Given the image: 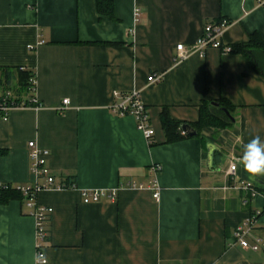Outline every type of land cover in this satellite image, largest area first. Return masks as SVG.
Here are the masks:
<instances>
[{
    "label": "crops",
    "instance_id": "obj_1",
    "mask_svg": "<svg viewBox=\"0 0 264 264\" xmlns=\"http://www.w3.org/2000/svg\"><path fill=\"white\" fill-rule=\"evenodd\" d=\"M114 4L117 21L99 14L97 0H0V96L28 101L0 121V184L36 182L30 141L50 151L58 182L75 184L37 195L54 209L41 262L24 200L0 203V264H264V246L253 251L235 239L255 212L248 240L264 239V179H251L239 163L242 144L264 138V73L236 50L210 48L175 60L179 44H194L208 24L223 20L230 22L224 41L233 48L253 33L264 41V0ZM258 57L264 68V53ZM21 70L35 74V93L19 90ZM155 73L164 79L150 84ZM134 89L149 111L152 144L134 116L112 111L114 93ZM64 99L70 104L59 110ZM219 101L232 107V118L222 110L226 128L205 127L167 143L165 109L192 126L203 106L216 111ZM115 188L114 201H83V190Z\"/></svg>",
    "mask_w": 264,
    "mask_h": 264
},
{
    "label": "built area",
    "instance_id": "obj_2",
    "mask_svg": "<svg viewBox=\"0 0 264 264\" xmlns=\"http://www.w3.org/2000/svg\"><path fill=\"white\" fill-rule=\"evenodd\" d=\"M142 16V10L140 7H136L134 10V21L135 24L140 22ZM230 26V22L223 20L218 23L208 24L202 35L197 39V41L190 45L186 46L184 44H179L177 46V56L176 61L181 62L188 59L193 53L204 52L207 49L214 48L221 50L223 53H230L234 51V48L225 43L224 34L228 27ZM32 48V47H31ZM164 79V74H151L148 77V81L150 84L159 83ZM31 90L33 93L36 91L37 80L36 77L33 76L31 78ZM116 102L112 106V111L120 116L132 115L135 117L137 127L140 131L143 132L145 138L149 141V143H153V137L155 135V130L151 125L149 111L147 106L145 105L141 91L134 89L129 93H121L116 91L114 93ZM32 102L34 104L39 105V101L36 97H33ZM64 106L59 110H63L67 108L70 104L69 99L63 100ZM24 104H16L15 102H11L8 99V96H5L0 103V121H6L9 118V113L12 110L25 108ZM40 107V105H39ZM183 134H186L183 131ZM30 149V157H31V172L36 178V182L31 185L25 186H16L14 187L22 194L24 204L26 208L29 210V214L35 218L36 223V249H37V260L39 262L43 261L45 258V242L48 236V228L47 223L50 219L51 214L54 209L51 206L39 204L37 201V195L39 192L43 190H62L66 188H74L75 184L68 185L65 182H58L56 176L53 174L50 166H49V157L50 151L48 149L42 148L36 141H30L28 143ZM237 161L235 159L231 165L229 172L235 174L237 170ZM153 171L158 172L161 167L159 165L153 166ZM38 180H42L39 182ZM0 187L9 188L10 185L0 184ZM131 188H142L143 186H137L136 184H131ZM247 189L250 188L246 187ZM153 197L156 201H160L161 196V188L154 183L152 188ZM83 201L85 203H96L100 202L103 199L114 201L118 196V188L110 189V190H83L81 192ZM253 195H256L255 191H253ZM260 212H255L251 216H249L237 229L235 232L236 243L241 245L243 248L251 249L253 251H258L261 246H264V239L260 237H255V241L251 243L248 240V237L252 235L253 230L257 225L258 216Z\"/></svg>",
    "mask_w": 264,
    "mask_h": 264
},
{
    "label": "trees",
    "instance_id": "obj_3",
    "mask_svg": "<svg viewBox=\"0 0 264 264\" xmlns=\"http://www.w3.org/2000/svg\"><path fill=\"white\" fill-rule=\"evenodd\" d=\"M97 9L100 15L107 16L113 21H117L116 13H115V4L114 0H97ZM106 45L108 43H101ZM234 50L238 52H242L248 55L253 63L255 64L256 68L264 73V68L260 64V59L258 57L259 53H264V41L262 40L261 36L258 33H253L250 35V40L246 44H241L237 46ZM18 78V85L19 90L22 93H27L31 89V78L35 76V74L31 71L21 70L19 73ZM7 95V93H6ZM5 95V96H6ZM5 96H0V103ZM9 101H13L16 104H24L27 106L28 101H24L21 103L20 99H13L8 97ZM220 106L215 108L216 111H213L209 106H203L201 108L200 118L197 122L192 123V126L198 131L196 136L200 135V131L205 127H215V128H226L229 123V118L226 114L222 111L227 109L230 113L232 112V107L222 103L219 101ZM219 110V111H217ZM184 123L180 121H176L171 118L168 111L165 109L162 113V125L164 127L167 143H174L183 138L190 137L188 134H183V126ZM70 185V183L68 184ZM22 198V194L20 191L15 189L14 187L3 188L0 187V203H5L11 198Z\"/></svg>",
    "mask_w": 264,
    "mask_h": 264
},
{
    "label": "clouds",
    "instance_id": "obj_4",
    "mask_svg": "<svg viewBox=\"0 0 264 264\" xmlns=\"http://www.w3.org/2000/svg\"><path fill=\"white\" fill-rule=\"evenodd\" d=\"M239 163L251 179H264V138L252 135L242 144Z\"/></svg>",
    "mask_w": 264,
    "mask_h": 264
},
{
    "label": "water",
    "instance_id": "obj_5",
    "mask_svg": "<svg viewBox=\"0 0 264 264\" xmlns=\"http://www.w3.org/2000/svg\"><path fill=\"white\" fill-rule=\"evenodd\" d=\"M225 112L228 115H230L228 110L225 109ZM230 117H231V115H230ZM182 129L189 136H195V135H197V131L191 125H189V124H183Z\"/></svg>",
    "mask_w": 264,
    "mask_h": 264
}]
</instances>
